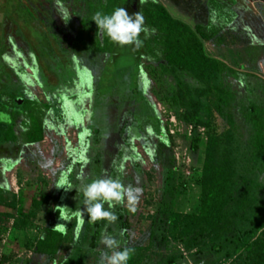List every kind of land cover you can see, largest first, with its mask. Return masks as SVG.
Listing matches in <instances>:
<instances>
[{"label":"rangeland","instance_id":"1","mask_svg":"<svg viewBox=\"0 0 264 264\" xmlns=\"http://www.w3.org/2000/svg\"><path fill=\"white\" fill-rule=\"evenodd\" d=\"M29 1L32 5L35 0ZM216 1L222 13L205 0H144L142 15L148 31L142 33L143 39L154 46L156 58L142 56L138 66L129 46L116 45L111 57L87 61L72 57L77 77L73 95L54 91L56 106L44 113L41 138L22 143L21 126L16 128L21 141L15 144L17 148L9 152L8 146L0 147V264H66L88 217L83 224L76 216L65 222L55 208L67 206L70 215L83 209L82 189L89 176L87 152L93 139L100 140L105 152L102 166L94 167L98 179H115L125 188L140 191L132 205L134 212L129 210L127 196L115 209L105 203V209L114 211L118 219L98 221L99 237L85 264H98L102 252L111 254L103 242L106 238L116 239L121 249H134L133 264H165L168 260L176 264L233 263L238 255L217 263L220 256L207 249L202 254L196 247L185 249L171 239L166 226L169 214H197L200 209L210 137L221 136L239 166L245 165L251 153L262 155L249 183L252 196L264 204V59L259 60L263 54L254 50L264 47V28L242 4ZM55 7L62 11L59 4ZM164 14L192 31L204 32V54L218 63L214 77L205 78L199 64L191 65L186 36L168 26ZM16 15L14 23L23 26L27 15L22 10ZM9 27L5 21V34ZM29 35L33 54L44 56L40 31ZM9 44L13 48L11 40ZM3 59L19 77L26 95L47 104L36 66L29 68L18 53ZM39 74L44 79L45 73ZM13 100L22 104L19 98ZM0 103L9 108L4 98ZM0 112V123H9L6 112ZM65 177L72 189L55 186ZM58 223L66 225V233L54 229ZM53 231L61 234L56 254L37 252L38 243Z\"/></svg>","mask_w":264,"mask_h":264},{"label":"trees","instance_id":"2","mask_svg":"<svg viewBox=\"0 0 264 264\" xmlns=\"http://www.w3.org/2000/svg\"><path fill=\"white\" fill-rule=\"evenodd\" d=\"M4 1L6 3L3 8L7 6V10L3 9L4 18L10 27L0 44V69H3V72H0V100L4 98L6 102H10L8 103L10 104L9 108H12L13 99L17 97L23 99L21 107L23 112L20 115L12 110H6L7 106L0 103V111L6 112L10 120L9 123L2 124L4 126L2 142L4 146L12 147L17 141L14 127L19 116L20 124L24 129L21 137L22 143H35L42 136L41 124L44 113L56 106L52 93L66 91L68 95H73V87L77 83V77L74 76L73 58L87 61L103 56L111 57L115 53L117 44L97 29L92 17L97 11L111 14L117 7H124L125 0H47L51 5L57 1L68 10L71 15L70 24L67 32L61 30V27H58L55 22L54 9H52V16L46 25L37 21L40 27L37 31H40V35L43 37L41 44L44 45V48L42 51L45 52L44 56L38 53L37 58L32 51V38L28 37L29 33V36L36 33L31 25L34 22V16L30 1L22 0L24 2L21 4L18 0ZM207 5L222 13L216 0H210ZM20 10L27 15L23 20V26L14 23V15ZM136 12L142 14L140 0H138L136 10L129 14ZM160 13L163 14L164 10L161 9ZM163 20L168 26H175L182 35L186 36L185 39L192 55L191 65L196 68L195 66L199 64L202 68L201 75L205 78L210 75L214 77L215 65L218 63L204 54L202 43V40L206 39L204 32L198 31L199 29L192 31L188 26L171 19L166 14H164ZM21 23L23 22L21 21ZM26 29H28V34H26ZM140 39L143 41L140 48L130 47L137 66L142 56L156 58L154 46L143 39L142 33ZM9 40L12 41L13 48L10 46ZM58 52L63 55L56 57L54 54H58ZM16 53L22 57L29 68L33 69V65L36 66L37 79L48 96L47 104L41 105L30 101L19 77L6 65L4 56L14 58ZM54 65L58 69L56 72L52 68ZM40 71L45 73L44 79L39 77ZM2 81L3 83H1ZM7 82L11 87L3 86ZM2 89L4 93H1ZM252 124L254 127L257 126L255 117L252 119ZM223 140L221 136L208 139L202 170L198 213L169 214L166 219L167 233L173 241L180 243L185 249L196 247L199 248L200 254L204 253V249H207L212 255L220 256L217 263H221V259L227 261L238 255L232 264H264V204L252 196L253 188L249 183V175L262 155L251 153L249 159L244 163L245 165L239 166L237 160L226 150ZM104 153L100 148V140L93 139L92 146L87 152L89 163L87 184L98 179L99 171L94 167L102 166ZM99 157L100 159H98ZM81 204L84 206V202H80ZM99 233L98 221L92 223L87 218L86 227L66 264H85L90 252L95 248ZM60 240L61 234L54 231L49 232L45 239L38 243L36 251L53 256L58 250ZM243 255H245L244 258ZM128 264H133L131 259ZM165 264H176V262L168 260Z\"/></svg>","mask_w":264,"mask_h":264},{"label":"clouds","instance_id":"3","mask_svg":"<svg viewBox=\"0 0 264 264\" xmlns=\"http://www.w3.org/2000/svg\"><path fill=\"white\" fill-rule=\"evenodd\" d=\"M141 3L144 0H140ZM71 15L67 9L61 12V19L68 21ZM97 29L101 30L115 44L124 46H133L138 49L142 46L143 41L140 39V34L147 32L145 27V19L140 12L129 14L124 7H117L111 14H104L97 11L93 17ZM60 189H72L67 178H61L55 184ZM84 206L72 215L69 214L67 206H56L55 211L59 213V219L65 222H70L73 216L79 217L81 224L84 222V217L95 223L101 220H107L114 223L118 217L112 210H106L104 205L107 203L108 209H115L117 205L123 204L125 197L128 198L130 205L129 210L134 212L136 202V194L139 189L125 188L118 180L111 178H99L91 183L83 186ZM54 229L62 234L66 233L67 227L64 223H58ZM104 244L109 252H102L98 264H128L129 260L134 255L132 248H120L119 242L114 238H106Z\"/></svg>","mask_w":264,"mask_h":264},{"label":"flooded vegetation","instance_id":"4","mask_svg":"<svg viewBox=\"0 0 264 264\" xmlns=\"http://www.w3.org/2000/svg\"><path fill=\"white\" fill-rule=\"evenodd\" d=\"M206 1V5L207 3L210 1V0H205ZM3 0H0V41L2 42L4 40V36H5V30H4V23H5V18H4V14H3ZM57 4L60 5L61 9H65V7L63 5H61L60 3H58L57 1L55 2ZM55 3H53L52 5L49 4V2L47 0H41L40 2H38V0H35L34 3H32L31 5V11L33 12V16H34V24H37L38 25V22H41L43 23L44 25H46L48 22H49V19L51 18L52 16V9L55 10V15H56V18H55V22L58 24V27H61V30H63L64 32H67V29H69V24H70V21H63L61 19V12L62 11H58V7H55ZM125 4H126V0H125ZM125 4H124V7H125ZM137 5H138V0H137V3H136V8H137ZM136 10V9H135ZM135 10H133L132 12H134ZM34 28V26H33ZM40 28V27H39ZM34 31H37V28L35 27L34 28ZM129 47H133V46H129ZM15 50V49H14ZM42 88V86H40ZM43 90V94L45 96V98L47 99V102H48V96L45 92V90L42 88ZM55 92L52 93V98H53V94ZM19 98L20 100V103H23V99H21L20 97H17ZM30 101L32 102H36L38 103L36 100L34 99H30ZM12 104H13V107L11 108H8V110H12L13 112H16L17 114H22V104L18 105L17 102H15L14 100L12 101ZM42 105V104H41ZM1 113V112H0ZM3 114V113H2ZM4 116V114L2 115ZM18 120H16V125L14 127V131H15V135L17 136V141H16V144L17 142L20 141V135L17 134L16 132V128H21V124L19 122L20 120V116L19 118H17ZM1 127H2V124L0 123ZM3 128V127H2ZM4 129V128H3ZM4 146V143L1 142L0 143V147ZM17 146H8V149H9V152H11V150L13 151L14 149H16ZM2 151L4 152V150L2 149ZM7 154L9 155L10 153L7 152Z\"/></svg>","mask_w":264,"mask_h":264},{"label":"crops","instance_id":"5","mask_svg":"<svg viewBox=\"0 0 264 264\" xmlns=\"http://www.w3.org/2000/svg\"><path fill=\"white\" fill-rule=\"evenodd\" d=\"M230 1V0H229ZM231 1H236V3L242 4L244 9H246V11H248L250 14H252V18H256L258 19V21L261 23V26H263V20H264V0H231ZM262 31V30H260ZM264 33V29L262 31ZM262 33V34H263ZM254 50H256V52H260L263 55L259 56V60L264 59V47H260V46H255Z\"/></svg>","mask_w":264,"mask_h":264},{"label":"water","instance_id":"6","mask_svg":"<svg viewBox=\"0 0 264 264\" xmlns=\"http://www.w3.org/2000/svg\"><path fill=\"white\" fill-rule=\"evenodd\" d=\"M137 0H126L125 9L128 13H131L133 10L136 9Z\"/></svg>","mask_w":264,"mask_h":264}]
</instances>
